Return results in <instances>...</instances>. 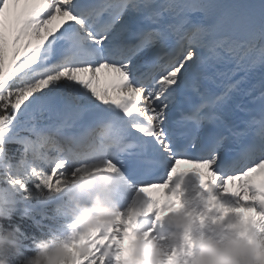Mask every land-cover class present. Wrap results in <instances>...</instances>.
I'll return each instance as SVG.
<instances>
[{
	"label": "snow or ice",
	"instance_id": "obj_1",
	"mask_svg": "<svg viewBox=\"0 0 264 264\" xmlns=\"http://www.w3.org/2000/svg\"><path fill=\"white\" fill-rule=\"evenodd\" d=\"M93 160L149 197L189 166L264 216V0H0V225L39 234L20 184Z\"/></svg>",
	"mask_w": 264,
	"mask_h": 264
},
{
	"label": "clouds",
	"instance_id": "obj_2",
	"mask_svg": "<svg viewBox=\"0 0 264 264\" xmlns=\"http://www.w3.org/2000/svg\"><path fill=\"white\" fill-rule=\"evenodd\" d=\"M189 175L198 178L192 189ZM36 180L34 191L24 186ZM215 183L181 170L149 197L102 160L68 168L55 183L32 172L18 195L42 210L39 234L0 225V264H86L104 243L107 264H264V216Z\"/></svg>",
	"mask_w": 264,
	"mask_h": 264
},
{
	"label": "rangeland",
	"instance_id": "obj_3",
	"mask_svg": "<svg viewBox=\"0 0 264 264\" xmlns=\"http://www.w3.org/2000/svg\"><path fill=\"white\" fill-rule=\"evenodd\" d=\"M21 7H23V5H21ZM15 13H13V15H14ZM106 80V78H104L103 80H102V84H103V82Z\"/></svg>",
	"mask_w": 264,
	"mask_h": 264
},
{
	"label": "trees",
	"instance_id": "obj_4",
	"mask_svg": "<svg viewBox=\"0 0 264 264\" xmlns=\"http://www.w3.org/2000/svg\"><path fill=\"white\" fill-rule=\"evenodd\" d=\"M31 255V253H29Z\"/></svg>",
	"mask_w": 264,
	"mask_h": 264
}]
</instances>
